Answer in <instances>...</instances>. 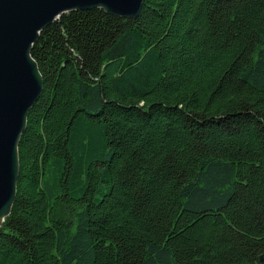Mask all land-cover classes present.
Returning <instances> with one entry per match:
<instances>
[{
  "label": "trees",
  "instance_id": "trees-1",
  "mask_svg": "<svg viewBox=\"0 0 264 264\" xmlns=\"http://www.w3.org/2000/svg\"><path fill=\"white\" fill-rule=\"evenodd\" d=\"M43 28L0 264H264V0Z\"/></svg>",
  "mask_w": 264,
  "mask_h": 264
},
{
  "label": "water",
  "instance_id": "water-1",
  "mask_svg": "<svg viewBox=\"0 0 264 264\" xmlns=\"http://www.w3.org/2000/svg\"><path fill=\"white\" fill-rule=\"evenodd\" d=\"M143 0H0V225L10 212L18 173L17 144L42 79L30 55L40 30L61 14L102 9L135 18Z\"/></svg>",
  "mask_w": 264,
  "mask_h": 264
},
{
  "label": "bare ground",
  "instance_id": "bare-ground-1",
  "mask_svg": "<svg viewBox=\"0 0 264 264\" xmlns=\"http://www.w3.org/2000/svg\"><path fill=\"white\" fill-rule=\"evenodd\" d=\"M44 28H45V27H44ZM44 28H43V29H44Z\"/></svg>",
  "mask_w": 264,
  "mask_h": 264
}]
</instances>
